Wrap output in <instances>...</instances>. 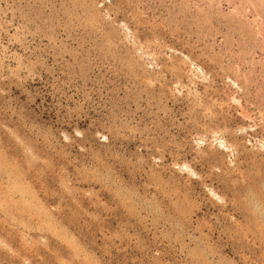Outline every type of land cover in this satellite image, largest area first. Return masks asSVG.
Segmentation results:
<instances>
[{
	"label": "rangeland",
	"instance_id": "374dc122",
	"mask_svg": "<svg viewBox=\"0 0 264 264\" xmlns=\"http://www.w3.org/2000/svg\"><path fill=\"white\" fill-rule=\"evenodd\" d=\"M264 0H0V264H264Z\"/></svg>",
	"mask_w": 264,
	"mask_h": 264
},
{
	"label": "clouds",
	"instance_id": "9594fccd",
	"mask_svg": "<svg viewBox=\"0 0 264 264\" xmlns=\"http://www.w3.org/2000/svg\"><path fill=\"white\" fill-rule=\"evenodd\" d=\"M248 208L253 215H264V205H260L255 201H249Z\"/></svg>",
	"mask_w": 264,
	"mask_h": 264
}]
</instances>
